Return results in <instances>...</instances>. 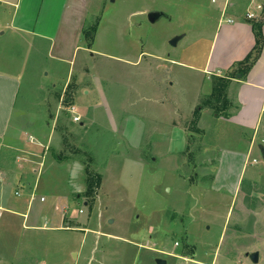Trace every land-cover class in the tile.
I'll list each match as a JSON object with an SVG mask.
<instances>
[{
  "label": "rangeland",
  "instance_id": "1",
  "mask_svg": "<svg viewBox=\"0 0 264 264\" xmlns=\"http://www.w3.org/2000/svg\"><path fill=\"white\" fill-rule=\"evenodd\" d=\"M103 1L106 5L99 4L85 29L89 50L77 51L71 66L52 59L57 51L39 64L32 53L27 69L40 72L45 66L61 73L56 85L44 74L38 82L33 76L30 89L39 93L33 107L43 114L28 115L25 122L36 118L42 128L56 120L59 153L73 167L58 180L46 175L41 187L49 188L50 195L71 192L75 225L90 230L27 231L20 220L12 226L20 245L34 242L40 264H89L91 259L85 261L81 254L90 249L93 232L102 224L107 229H101L121 239L93 242V264H154L156 250L161 258L180 256L187 264H264V112L251 129L236 124L235 93L229 95L228 88L220 100L207 104V83L197 68L211 51L215 3ZM152 12L161 14L155 22L149 20ZM27 52L21 49L18 56ZM69 67L74 71L64 74ZM238 69L237 63L223 75ZM76 96L85 97L79 123L69 111L80 105ZM127 117L134 124L140 119L139 131L146 129L141 146L121 137L119 121ZM172 117V127L186 132V146L169 155L162 137ZM158 127L160 139L153 142L149 135ZM12 191L17 198L15 192L22 189ZM255 252L258 263L251 259ZM35 259L21 255L2 264H36Z\"/></svg>",
  "mask_w": 264,
  "mask_h": 264
},
{
  "label": "crops",
  "instance_id": "2",
  "mask_svg": "<svg viewBox=\"0 0 264 264\" xmlns=\"http://www.w3.org/2000/svg\"><path fill=\"white\" fill-rule=\"evenodd\" d=\"M101 2L104 3L103 0H0V264L8 258L19 259L21 255L29 257V254L36 258V264L42 262L36 253L37 250L33 248L36 247L34 242L21 246L18 236L14 235L12 226H18L20 220L22 229L27 231L90 230L81 227L82 225H75V215L72 213L75 207L70 198L71 192L66 197L55 194V191L50 195L49 188L41 187L46 175L47 178L58 180L63 172L73 167L71 159L64 158L59 153L61 144L60 138L57 137L59 129L56 120H52V125L46 124L42 128L36 118H32L29 123L25 122L28 115L43 114L41 109L33 107L35 99L39 98L38 91L34 94L30 89L34 81L33 76L38 82V77L44 74L49 83L56 85L61 73L58 69L48 71L45 66H40V72L33 69L28 73L27 69L32 53H35L34 58L39 59V64L42 59L51 58V51H57L52 59L71 66L77 51L89 50L90 47L84 42L85 29L99 4L102 7L106 5ZM212 2L217 7L214 11L217 28L208 59L202 67H197L204 75L203 83H207L205 93L203 92L206 96L213 93L215 77H225L223 74L231 71L253 51L256 45L254 22L262 24L264 37V0ZM248 12L254 13L256 18H245L243 13ZM226 16L227 21L231 19L233 22H225ZM219 39V52L214 59L212 52L218 47ZM21 49L30 54L27 52L18 56ZM73 71L69 67L64 74L68 75ZM23 84H26L25 92L22 91ZM228 88L229 95L235 93L238 104L237 116H233L234 122L246 129L256 126L264 112V45L259 59L249 73L242 79H232ZM84 98L82 100L76 96L77 100L81 99L80 107L74 106L79 115V108L84 109ZM121 114L125 115L127 112L123 111ZM175 118L169 119L163 129V145L170 148L169 155L183 151L186 146L185 130L172 127ZM119 122L122 123L120 127L123 130V140L128 145L141 146L146 129L142 127L139 131L140 119V124L131 122L130 117L125 118V122L121 119ZM71 129H74V126ZM149 138L153 142L160 139L159 127L154 129ZM160 144L162 143H156ZM13 187L14 190L22 189L21 194L15 192L17 198L12 197ZM77 221L79 224L83 223L80 215ZM49 223L51 227L48 226ZM150 227L154 229L155 223ZM101 228L107 229L100 224L99 229L94 230L90 251H93V242L99 243L103 237L109 240L121 239L119 235ZM89 250L81 255L85 261L91 259L89 264H93L92 260L96 259L97 251H93V256H89ZM156 251L153 253L154 264L162 258L167 264L188 263L180 256L167 255L161 258L157 254L159 250ZM100 257L104 256L101 254ZM194 263L207 264L203 261ZM100 264H104V260Z\"/></svg>",
  "mask_w": 264,
  "mask_h": 264
},
{
  "label": "trees",
  "instance_id": "3",
  "mask_svg": "<svg viewBox=\"0 0 264 264\" xmlns=\"http://www.w3.org/2000/svg\"><path fill=\"white\" fill-rule=\"evenodd\" d=\"M253 28H254V32H255V36H256V45H255L253 51L251 53H249L245 57L244 60H242L238 63L239 69L237 71H235V72H233L230 75L225 76V77H215L214 78L213 93L210 96H208L207 104H211L210 101L213 98H217L220 100V98L226 94V91H227L228 86L231 83L232 79L244 78L249 73V71L251 70V68L255 64V62L259 59L261 52H262V49H263V45H264V37H263V33H262V24L258 23V22H254ZM85 34H87V32H85ZM211 107L213 109L216 108L215 105H211ZM201 110H202V107L199 106L197 108V110L195 111V115L197 116V118L199 117ZM215 111H216L215 114H219L218 108H216Z\"/></svg>",
  "mask_w": 264,
  "mask_h": 264
},
{
  "label": "water",
  "instance_id": "4",
  "mask_svg": "<svg viewBox=\"0 0 264 264\" xmlns=\"http://www.w3.org/2000/svg\"><path fill=\"white\" fill-rule=\"evenodd\" d=\"M160 17H161V14L160 13L152 12V13L149 14V20L151 22H155ZM176 43H177L176 40H173L172 41V44L173 45H176ZM251 259H252V261L254 263H258V261H259V254L257 252H255L254 254H252ZM157 264H167V261L166 260H163V259H159V260H157Z\"/></svg>",
  "mask_w": 264,
  "mask_h": 264
},
{
  "label": "built area",
  "instance_id": "5",
  "mask_svg": "<svg viewBox=\"0 0 264 264\" xmlns=\"http://www.w3.org/2000/svg\"><path fill=\"white\" fill-rule=\"evenodd\" d=\"M247 17L250 20H254L256 18L255 14L252 12H248L247 13ZM228 22H233V20L229 19ZM70 113L73 115V120L75 122H80L81 121V116L77 113V111L75 110V108H71L70 109Z\"/></svg>",
  "mask_w": 264,
  "mask_h": 264
}]
</instances>
